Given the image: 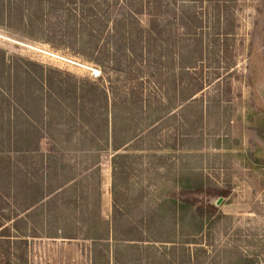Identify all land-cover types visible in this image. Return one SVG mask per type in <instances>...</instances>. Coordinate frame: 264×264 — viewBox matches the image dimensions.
Returning a JSON list of instances; mask_svg holds the SVG:
<instances>
[{"label":"trees","instance_id":"trees-1","mask_svg":"<svg viewBox=\"0 0 264 264\" xmlns=\"http://www.w3.org/2000/svg\"><path fill=\"white\" fill-rule=\"evenodd\" d=\"M227 2L0 0V21L16 17L69 40L75 53L103 75L78 80L24 58L11 60L0 50V211L4 190L18 207L15 214H0L1 237L14 229L22 239L26 226L20 225L31 222L42 232L55 229L50 235L77 239L73 232L82 221L87 226L82 239L92 242V262L98 257L102 264H142L123 255L148 242L175 243L162 235V222L167 219L178 229L182 220L194 216L193 206L174 192L157 195L158 201H169L168 216L131 222L127 191L122 192L128 175L123 176L141 153H163L160 128L166 112L191 103L208 85L202 9L223 7L214 21L222 29L217 41L226 46L234 25V14H226ZM212 43L206 41V47L221 45ZM145 136L155 137L154 147L144 144ZM172 141L170 150L181 151L175 134ZM103 146L113 151L109 220L100 214ZM59 220L65 225L53 226ZM197 224L202 227V219ZM32 232L37 234L34 228Z\"/></svg>","mask_w":264,"mask_h":264},{"label":"rangeland","instance_id":"rangeland-1","mask_svg":"<svg viewBox=\"0 0 264 264\" xmlns=\"http://www.w3.org/2000/svg\"><path fill=\"white\" fill-rule=\"evenodd\" d=\"M227 1L226 14H234V25L226 46L217 41L222 29L214 21L223 7L202 9L207 18L203 77L210 78L208 85L191 103L166 112L160 128L163 153H141L128 174H122L128 175L122 192L127 191L131 222L168 216L169 201H158L157 195L172 192L193 206L194 216L175 230L165 219L162 235H170L175 243L148 242L146 248L131 249L123 255L131 263L141 259L142 264H264V0ZM35 26L16 17L0 21V50L11 60L24 58L78 80L99 78L92 79L85 68L98 66L76 54L69 40ZM206 41L221 45L208 48ZM186 132L191 135L185 137ZM174 134L181 151L170 150ZM143 141L146 146L156 144L155 137L145 136ZM104 146L99 152L100 214L109 220L113 151ZM2 194L0 214H15L16 201L6 190ZM200 219L202 227L197 224ZM64 225L62 220L53 224ZM22 226L27 234L22 239L14 229L9 237L0 236V264H102L98 257L92 262V242L82 239L87 229L82 221L73 232L79 234L77 239L52 238L55 229L42 232L31 222Z\"/></svg>","mask_w":264,"mask_h":264},{"label":"built area","instance_id":"built-area-1","mask_svg":"<svg viewBox=\"0 0 264 264\" xmlns=\"http://www.w3.org/2000/svg\"><path fill=\"white\" fill-rule=\"evenodd\" d=\"M85 68L88 69L89 75L92 79H97L98 77H100L101 72L98 68L93 67V66H85Z\"/></svg>","mask_w":264,"mask_h":264},{"label":"crops","instance_id":"crops-1","mask_svg":"<svg viewBox=\"0 0 264 264\" xmlns=\"http://www.w3.org/2000/svg\"><path fill=\"white\" fill-rule=\"evenodd\" d=\"M101 200H102V183L100 184V208H101ZM52 238H62V237H59V236H50Z\"/></svg>","mask_w":264,"mask_h":264}]
</instances>
